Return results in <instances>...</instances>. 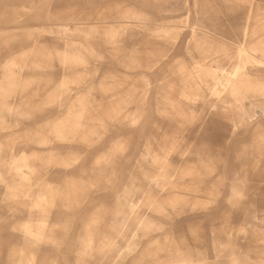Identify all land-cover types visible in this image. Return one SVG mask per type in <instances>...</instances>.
Wrapping results in <instances>:
<instances>
[{
	"label": "rangeland",
	"instance_id": "374dc122",
	"mask_svg": "<svg viewBox=\"0 0 264 264\" xmlns=\"http://www.w3.org/2000/svg\"><path fill=\"white\" fill-rule=\"evenodd\" d=\"M259 5L0 0V264H264V111L210 94L239 53L264 85Z\"/></svg>",
	"mask_w": 264,
	"mask_h": 264
},
{
	"label": "bare ground",
	"instance_id": "6f19581e",
	"mask_svg": "<svg viewBox=\"0 0 264 264\" xmlns=\"http://www.w3.org/2000/svg\"><path fill=\"white\" fill-rule=\"evenodd\" d=\"M230 26L231 27V36L230 38L232 40H234L236 43L240 44L241 47H247V44H249L251 42V37H252V30L255 29L256 27L257 28H260V30H257L258 31V41L255 45V47L252 49L253 53H254V56H256V60L258 62H263L264 60V5H259L257 10L254 9V7H250L249 10H247L246 12H244L241 16L240 19H238L237 23H236V27L234 26L233 23H230ZM203 35V34H202ZM206 35V34H205ZM209 36V35H208ZM204 37V35H203ZM212 37V36H211ZM206 38V37H205ZM215 38V37H214ZM211 39V38H210ZM253 40V39H252ZM215 41V40H214ZM220 41V40H219ZM256 41V40H255ZM241 51V50H240ZM242 52V51H241ZM244 53V52H243ZM248 54V53H247ZM238 55V54H237ZM236 55V56H237ZM247 57L245 56V54H241L239 53V56L237 57V60L236 62L234 63V65L229 68V69H225V67H220V73H219V79L216 83H214V85L211 87L210 89V94L211 96L214 98V100H216L218 103H221V104H229L231 106V108L234 110V109H240L242 107V104L240 102V99L243 95H252L254 96L256 99V103L257 105L263 109L264 111V101L263 99L261 98L263 96V93H262V87L260 84L258 85H254L250 80L249 78L247 77V75L245 74V64H246V61H247ZM166 101V100H165ZM212 107V108H215L214 105H209V108ZM204 110V109H203ZM216 111V109H214V112ZM203 113V112H202ZM205 113V111H204ZM203 113V114H204ZM200 114V113H199ZM198 114V115H199ZM233 115V114H232ZM202 116V115H201ZM200 116V117H201ZM198 117V116H197ZM196 117V118H197ZM203 117V116H202ZM224 117H228V116H223ZM199 118V117H198ZM212 119V118H211ZM222 117H218L217 118V127L221 130L222 125H224V123H229V126H231V128H236L237 126V122L236 120H234V118L232 116L228 117V118H225L224 121L221 120ZM195 120V119H194ZM203 120V119H202ZM201 120V121H202ZM197 121V120H196ZM204 121V120H203ZM199 123V122H198ZM203 123V122H201ZM212 123V122H211ZM216 125V124H215ZM201 126V125H200ZM199 126V127H200ZM230 127L228 128H224V129H229ZM185 133V132H184ZM181 134V132H180ZM184 137V136H182ZM149 141V140H148ZM148 145H149V142H147ZM200 144V143H199ZM146 145V144H145ZM159 145V143H158ZM165 145V143H164ZM188 145V144H187ZM193 145V144H192ZM147 146V145H146ZM150 146H151V143H150ZM168 146V145H167ZM194 146V145H193ZM199 146V145H198ZM214 146V145H213ZM157 147V146H156ZM192 147V146H191ZM196 147V146H195ZM204 147V146H203ZM208 147V146H207ZM206 147V148H207ZM216 147V146H215ZM163 148V147H162ZM165 148V147H164ZM169 149V147H167ZM190 148V147H189ZM205 148V147H204ZM209 148V147H208ZM203 149V148H202ZM163 150V149H162ZM165 150V149H164ZM146 151V150H145ZM161 151V150H160ZM167 150H165L166 152ZM170 151V150H169ZM172 151V149H171ZM159 152V150H158ZM190 150L189 149H186L184 151H182L179 155L180 157L182 158H185L186 156H188ZM168 153V152H167ZM177 153V152H176ZM144 154V153H143ZM147 154V153H146ZM145 154V155H146ZM150 154V153H149ZM152 154V152H151ZM150 154V155H151ZM159 154V153H158ZM165 154V153H164ZM178 154V153H177ZM192 154V153H191ZM190 154V155H191ZM195 154V153H193ZM166 155V154H165ZM203 156V154H201ZM147 156V155H146ZM161 156V155H160ZM194 156V155H193ZM144 157V155H143ZM148 157V156H147ZM201 157V156H200ZM152 158V157H151ZM188 158V157H187ZM195 158V157H194ZM207 158V157H206ZM147 159V158H146ZM163 159V158H162ZM199 159V158H197ZM210 159V157H209ZM178 160V159H177ZM204 160V159H202ZM152 161V160H151ZM165 161V160H164ZM171 161V160H170ZM179 161V160H178ZM196 161V159H195ZM198 161V160H197ZM200 161V159H199ZM145 162V161H144ZM159 162V161H158ZM214 162V161H212ZM211 162V163H212ZM188 163V162H186ZM196 163V162H195ZM138 164V163H137ZM151 164V163H150ZM158 164V163H157ZM165 164V163H164ZM204 164V163H203ZM207 164V163H206ZM205 164V165H206ZM167 165V163H166ZM169 165V164H168ZM138 166H141V165H138ZM198 166V165H197ZM196 166V167H197ZM200 167V166H199ZM137 168V167H136ZM165 165H160L157 167V169L155 170V173L152 174V175H148L146 177L147 179V186H148V189H151L154 187V185H156L160 179L162 177H165L164 175V172H165ZM187 168H188V165H186L184 167V172L181 173L180 175H177V173H173V174H170L168 176V180H167V183L171 182L172 180H174V178H176L177 180L183 178L182 176L185 175L187 172ZM211 169V166L209 167ZM139 169V168H138ZM153 169V168H152ZM178 169V168H177ZM201 169V168H200ZM208 169V168H206ZM214 169V168H213ZM179 170V169H178ZM197 170V169H196ZM212 170V169H211ZM216 170V169H215ZM152 171V170H151ZM175 172V171H174ZM195 172V171H194ZM203 172V170H202ZM211 172V171H210ZM196 173V172H195ZM209 173V172H208ZM146 174V173H145ZM197 174V173H196ZM195 174V175H196ZM200 175V173H199ZM201 176V175H200ZM140 177V176H139ZM199 177V176H198ZM196 177V178H198ZM204 177V176H203ZM143 178V177H142ZM195 178V177H194ZM218 178V177H217ZM132 179V178H131ZM191 179V178H189ZM134 180V179H133ZM143 180V179H141ZM164 180V179H163ZM184 180V179H183ZM127 182V181H126ZM134 182V181H133ZM164 182V181H163ZM126 184V183H125ZM145 184V183H144ZM184 185V184H183ZM137 186V185H136ZM157 186V185H156ZM165 186V185H164ZM171 183H170V187H171ZM179 186V185H178ZM175 187V186H174ZM156 188V187H155ZM164 188V187H163ZM154 189V188H153ZM170 189H173V188H170ZM182 189H185L184 186H181V190ZM163 190V189H162ZM161 190V191H162ZM186 190V189H185ZM146 191V190H145ZM153 192V191H152ZM163 192V191H162ZM161 192V193H162ZM186 192V191H185ZM154 194V193H153ZM152 194V195H153ZM160 195V194H159ZM147 196V195H146ZM158 196V195H157ZM142 197V196H141ZM144 197H145V193H144ZM132 198V197H131ZM139 198V197H138ZM143 199V198H142ZM144 200V199H143ZM135 201V200H134ZM140 201V200H139ZM161 203V202H160ZM163 207V206H162ZM135 217V216H134ZM139 217V215H138ZM145 217V216H144ZM96 218V217H95ZM134 219V218H133ZM128 220V219H127ZM133 225V224H131ZM139 225V224H137ZM136 225V226H137ZM137 228V227H136ZM38 229V228H37ZM139 229V228H138ZM15 231V230H14ZM91 241V240H90ZM87 243V242H86ZM88 246V245H87ZM81 247V246H80ZM20 248V247H19ZM18 248V249H19ZM23 248V247H22ZM90 248V247H89ZM17 248H15L16 250ZM88 249V248H87ZM31 250H29L30 252ZM79 251V250H78ZM93 251V250H92ZM91 251V253H92ZM18 252V251H16ZM80 252V251H79ZM89 253V252H87ZM19 254V253H18ZM23 254V253H22ZM28 254V253H27ZM17 255V254H16ZM14 255V256H16ZM21 255V252L20 254ZM25 255V254H24ZM31 255H32V252H31ZM18 256V255H17ZM28 256V255H27ZM33 258H34V255H32ZM36 256V255H35ZM77 256V254L75 255ZM23 257V256H22ZM14 258V257H13ZM15 259V258H14ZM22 259V258H20ZM19 259V260H20ZM25 259V258H24ZM23 259V261H24ZM35 259V258H34ZM18 261V259H17ZM32 264V263H31ZM39 264V262L37 263Z\"/></svg>",
	"mask_w": 264,
	"mask_h": 264
}]
</instances>
